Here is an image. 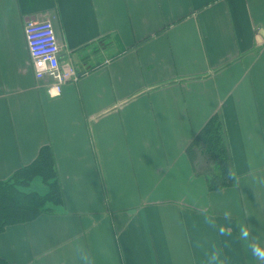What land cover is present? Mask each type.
<instances>
[{"label":"crops","instance_id":"obj_1","mask_svg":"<svg viewBox=\"0 0 264 264\" xmlns=\"http://www.w3.org/2000/svg\"><path fill=\"white\" fill-rule=\"evenodd\" d=\"M30 19L85 72L60 95ZM216 113L234 182L209 190L186 152ZM45 145L63 204L0 232L9 264H264V0H0V180Z\"/></svg>","mask_w":264,"mask_h":264},{"label":"trees","instance_id":"obj_2","mask_svg":"<svg viewBox=\"0 0 264 264\" xmlns=\"http://www.w3.org/2000/svg\"><path fill=\"white\" fill-rule=\"evenodd\" d=\"M223 125L220 115L214 114L187 147L186 153L193 161L195 172L206 176L209 190H220L234 182L232 157ZM198 144L205 146L201 155L196 152ZM54 157L52 146L45 145L33 163L21 167L9 179L0 180V232L9 225L28 222L43 212H52L55 206L63 204ZM37 176L46 189L27 190ZM0 264L9 263L0 257Z\"/></svg>","mask_w":264,"mask_h":264},{"label":"built area","instance_id":"obj_3","mask_svg":"<svg viewBox=\"0 0 264 264\" xmlns=\"http://www.w3.org/2000/svg\"><path fill=\"white\" fill-rule=\"evenodd\" d=\"M26 37L38 79H49V95L57 96L70 81L77 82L85 72L72 65H63L54 26L50 20L30 19Z\"/></svg>","mask_w":264,"mask_h":264},{"label":"rangeland","instance_id":"obj_4","mask_svg":"<svg viewBox=\"0 0 264 264\" xmlns=\"http://www.w3.org/2000/svg\"><path fill=\"white\" fill-rule=\"evenodd\" d=\"M110 40H117V38L115 37V35H111L110 36ZM109 40H106V42H108ZM205 150V146L202 144V145H197L196 146V152H198V153H200V155H201V153L203 154L204 151ZM162 152H164V150L162 151ZM40 189V190H44V189H46V186L44 185V184H42V182H41V180H40V178H39V176H37V178H35L33 181H32V183H31V185H29L28 187H26V189L27 190H32V189ZM106 199H108V195L106 194Z\"/></svg>","mask_w":264,"mask_h":264},{"label":"clouds","instance_id":"obj_5","mask_svg":"<svg viewBox=\"0 0 264 264\" xmlns=\"http://www.w3.org/2000/svg\"><path fill=\"white\" fill-rule=\"evenodd\" d=\"M241 234L243 238H247L249 236V232L247 231V229H242ZM252 253L258 259L264 260V249H261L258 245H252ZM213 259H215V257H213Z\"/></svg>","mask_w":264,"mask_h":264}]
</instances>
